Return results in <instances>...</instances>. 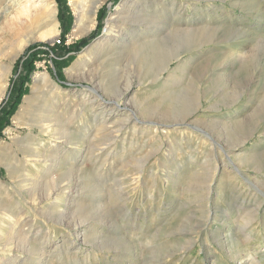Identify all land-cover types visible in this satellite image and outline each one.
<instances>
[{
	"label": "rangeland",
	"instance_id": "rangeland-1",
	"mask_svg": "<svg viewBox=\"0 0 264 264\" xmlns=\"http://www.w3.org/2000/svg\"><path fill=\"white\" fill-rule=\"evenodd\" d=\"M44 1L55 14L37 19ZM137 1H103L89 33L69 39L75 4L86 7V0H65L72 23L64 36L55 0H0V107L18 75L16 60L37 43L47 50L34 61L27 92L0 136V199L14 215L0 227V264H264V0ZM143 6L149 14L164 10L177 29L192 16L193 28L203 31L191 41L169 36L144 59L112 57L100 42L142 33L121 16ZM110 15L115 20L106 28ZM91 32L57 77L49 47ZM172 50L178 58L160 70ZM35 72H46L49 83L17 124ZM48 117L84 134L85 157L72 158L62 147L74 145L41 132L38 122ZM35 148L50 150L51 166L27 161ZM67 160L78 171L58 190ZM22 172L54 186L57 199L32 204L18 186ZM93 185L97 190L87 188ZM16 231L39 255L3 246Z\"/></svg>",
	"mask_w": 264,
	"mask_h": 264
},
{
	"label": "bare ground",
	"instance_id": "bare-ground-1",
	"mask_svg": "<svg viewBox=\"0 0 264 264\" xmlns=\"http://www.w3.org/2000/svg\"><path fill=\"white\" fill-rule=\"evenodd\" d=\"M75 0H70L71 4H74ZM105 0H86V7L83 6L82 3L77 2L75 4V18H74V24H73V28L69 34V39H76L79 37H82L86 34L89 33V31L92 29L95 19H96V12L97 9L99 7V5ZM138 1L135 0V4ZM158 2V1H157ZM160 3V2H159ZM162 3V2H161ZM171 5V4H170ZM192 4H189V6H191ZM38 6V5H37ZM147 6V5H146ZM24 7V6H23ZM26 7V6H25ZM148 7V6H147ZM164 7V6H163ZM158 8V7H157ZM24 9V8H23ZM26 10V9H25ZM153 10H155L153 8ZM129 11V10H128ZM164 10H157L155 11L153 14H149L146 10V7L143 6V8L135 10L133 12H125V14L123 16H121V19L125 22H131V23H136L135 26L138 27V29L143 30L142 33L140 34H132L130 37H127V39L125 38H121L120 36L116 35L114 36L115 39H113L112 44H108L107 41H109V39L107 41L104 42H100L101 46L103 48L108 47L109 51L111 52L112 57L117 56L119 54H127L128 57L131 56H136L138 58L144 59L146 57L149 56L148 51L150 50L151 47L159 45L161 41H163L164 39L168 38L169 36H177L180 37L182 39H185L187 41H191L192 39H194V37L201 33L203 30H197L195 28H193L194 26V20L192 18V16L188 17L186 19V23H187V27L185 29H177L174 28L172 23L167 22L166 16L163 12ZM171 11V10H170ZM23 12V11H22ZM168 12V11H167ZM55 14V7H53L51 4L46 3L45 1L42 2V4H40V6L38 7V13L36 18L39 19L41 17H44L45 15H48L50 18H53ZM118 16V15H117ZM120 16V15H119ZM174 18V17H173ZM176 20H179L180 16L179 13L177 12L176 15ZM174 18V19H175ZM120 19V20H121ZM115 20V17L113 15H110L109 17L106 18V28L110 26V24ZM14 22V21H13ZM22 23V22H20ZM133 25V24H132ZM131 26V25H130ZM175 26V25H174ZM24 27V26H23ZM119 27V26H118ZM160 28V29H159ZM22 29V28H21ZM131 29V28H130ZM159 29V31H158ZM25 30V29H24ZM132 30V29H131ZM162 30V31H160ZM52 33V32H51ZM133 33V32H132ZM12 34V33H11ZM14 36H16L18 34V32L15 30L13 32ZM12 36V35H10ZM43 37V36H42ZM56 37V35L54 34V36L48 37L50 38L49 41H53V39ZM10 40V39H9ZM13 40V39H12ZM111 40V38H110ZM12 44V43H11ZM20 45V44H19ZM22 45V44H21ZM26 46V43L24 44ZM96 47V46H95ZM163 48V47H162ZM21 49V48H20ZM23 49V48H22ZM170 50V49H169ZM175 50V49H174ZM172 50L171 52H169L167 55H164V61L162 59L161 63L158 65V67H160V70L164 71L166 65L168 64V62L171 59H177L178 55H179V51H174ZM155 51V50H154ZM157 52V51H156ZM155 52V53H156ZM102 57V56H101ZM16 58V57H15ZM133 58V57H132ZM14 59V58H13ZM130 60V59H129ZM144 61V60H143ZM153 65V63H152ZM159 70V72H160ZM161 71V73H162ZM47 73L45 72H35V74L33 75V83H32V87H31V91L29 95H26L24 97L23 103L19 109V111L17 112L16 116L14 117V121L15 123L19 124L21 122V120L25 117V114L27 115L28 112L34 108L36 106V103H32L34 101H37L40 98V95L42 94V89L46 86V84L49 83L48 78H47ZM158 76V75H157ZM158 78V77H157ZM1 79V78H0ZM92 80V79H91ZM55 86V85H54ZM57 87V85H56ZM58 88V87H57ZM45 89V88H44ZM53 89V88H52ZM55 89V88H54ZM129 89V87H127L124 91V93ZM47 91V90H46ZM52 91V90H51ZM48 94V93H47ZM55 96V95H54ZM2 97V93H0V98ZM198 97V96H197ZM57 99V98H56ZM91 99V98H90ZM197 99V98H196ZM54 102V101H53ZM93 102V101H92ZM191 103H189L190 105L193 104L192 101H190ZM196 102V101H195ZM234 102V101H233ZM32 103V104H31ZM54 104V103H53ZM118 104L117 102L115 103V105ZM32 105V106H30ZM113 105V104H112ZM56 106V105H55ZM192 106V105H191ZM196 106H199V102L196 103ZM195 106V107H196ZM116 107H118V105H116ZM49 108V107H48ZM59 108V107H58ZM30 109V110H29ZM41 110V109H40ZM91 110V109H90ZM51 111V110H50ZM55 111V110H54ZM115 111V110H113ZM112 111V112H113ZM47 112V111H46ZM51 113V112H50ZM59 113V112H58ZM164 113V111H163ZM56 114V113H55ZM54 114V115H55ZM61 114V113H60ZM94 114V113H93ZM161 114V113H160ZM71 115V114H70ZM62 116V115H61ZM129 116V114H128ZM27 117V116H26ZM62 118V117H61ZM71 118V117H70ZM186 118H191V114L189 113V115ZM63 119V118H62ZM128 118H126L127 120ZM157 119V118H156ZM70 121V120H69ZM73 121V120H72ZM159 122H161L158 119ZM39 125H40V129L41 132H43L44 134H48L50 136H53L54 139H60L62 141V143L67 144V145H71L73 147H62V143L59 144L57 142L54 141V147L57 148L58 146H61L62 148H64V151H69V153L72 154V158L77 159V158H83L85 157V152L82 151L84 143L86 142L87 138L79 133H75V132H71V131H66V129L62 128V125L60 124L59 120L56 118H43L39 120ZM162 123V122H161ZM155 126H160V124L157 123V121L154 123H152ZM165 124V123H164ZM172 124H175L174 122ZM124 125V124H122ZM27 126V125H26ZM64 126V125H63ZM165 127L167 125H164ZM65 127V126H64ZM67 127V126H66ZM154 127V126H153ZM78 129V127H77ZM38 131V130H37ZM34 135V134H33ZM46 141V140H45ZM40 142V141H39ZM42 144V142H41ZM27 145V144H26ZM41 146V145H39ZM44 147V146H43ZM94 147V146H93ZM1 150V147H0ZM55 154V153H54ZM61 155V154H59ZM31 160H27L28 162H32L35 165L39 164L40 162H50L49 166L52 165V160H54V157L50 154V150H47L45 152H41L39 150H37V148L35 149H31L30 155ZM58 157V156H57ZM60 158V156H59ZM69 160L65 161V166H67L66 168H64L65 172L62 175V179L64 178V183L63 186H58V190H62V188H68L65 187L64 185L66 183L69 182L70 177H71V173L73 171H78L77 169H73L71 167V165H69L67 162ZM72 162V161H71ZM74 162V161H73ZM257 162V161H255ZM254 162V163H255ZM42 164V163H41ZM60 164V163H59ZM79 165V164H78ZM10 166V165H9ZM74 166V165H73ZM78 167V166H77ZM76 167V168H77ZM256 169V168H255ZM29 170V169H28ZM79 173V172H78ZM256 173V172H255ZM18 180V186L24 191L26 192L29 196H30V201L32 202V204H35L37 202L42 201L43 199L46 198V200H51L53 198L57 199L56 195L59 192H53L54 190V186L51 188H46V186L48 185L47 182H42L40 181L37 177H33V176H29L26 173H21L17 176ZM73 179V178H72ZM53 181V179H52ZM62 181V180H60ZM67 181V182H65ZM58 183V182H56ZM81 185V184H80ZM38 186H43V192L41 193L42 195H40V197L36 196L35 190ZM84 186V185H83ZM88 189H93L95 191L96 189V185L93 186H89L87 187ZM98 188V187H97ZM97 190V189H96ZM99 191V190H98ZM62 193V192H61ZM53 194H55L53 197ZM44 197V198H43ZM25 204V203H24ZM19 206V205H18ZM30 207V206H29ZM8 205L6 203V200L3 199L2 201V197L0 199V227H4V225L6 223L4 222H10L11 219L13 218V214H11L8 211ZM37 210V209H36ZM52 215V213H50ZM57 216L59 218H61L63 216V214L60 211H56ZM50 219H52L49 216ZM19 219V218H18ZM61 220V219H60ZM73 221V220H72ZM81 222V221H80ZM70 223V222H67ZM79 223V222H78ZM25 226L30 229L31 228V224L29 221H25ZM79 226V225H78ZM14 229V228H13ZM12 229V230H13ZM27 229V230H28ZM25 231L26 233H29L28 231ZM47 230V229H46ZM22 231V230H20ZM42 231V230H41ZM19 232V231H18ZM17 231L15 232L16 235H11L8 236L6 238V242L4 241L3 246H10V247H20L22 249L23 252H29V254L33 255V254H38L37 252H39V250L37 251L36 249H33L31 247H26V244H28V237H22L19 235ZM24 232V233H25ZM78 232V231H77ZM83 233V232H82ZM47 234V232H46ZM79 234V233H78ZM7 235V233H6ZM83 235V234H82ZM5 239L3 237L2 234H0V240L1 239ZM93 240L96 239L97 237H91ZM231 238V237H230ZM219 239V238H218ZM232 239V238H231ZM97 240V239H96ZM118 240V239H117ZM222 240V239H221ZM226 240V239H225ZM83 241L87 242L88 240L85 239V236H83ZM221 242V241H219ZM223 242V241H222ZM226 242V241H225ZM32 244V243H31ZM225 244V243H224ZM33 245V244H32ZM229 245V244H228ZM227 245V247H228ZM231 245V244H230ZM229 245V246H230ZM35 248V246H33ZM6 248V247H5ZM231 250V249H230ZM7 251V250H6ZM256 251V250H255ZM13 252V251H12ZM4 253V252H3ZM41 253V252H40ZM228 253V252H227ZM236 253V252H235ZM243 253V252H242ZM6 254V253H5ZM9 254V253H8ZM28 254V253H27ZM246 254V253H245ZM39 255V254H38ZM235 255V254H233ZM238 255V254H237ZM242 255V254H241ZM14 255L10 256L8 261L9 263L13 262L14 263ZM236 256V255H235ZM240 256V255H238ZM243 256V255H242ZM241 256V257H242ZM246 256V255H245ZM251 256V255H249ZM252 258V257H251ZM250 258V260H251ZM26 259V258H25ZM246 259V260H245ZM244 259V261L246 262L247 260H249L248 257H246ZM21 260V259H20ZM27 260V259H26ZM243 261V259H241ZM253 260V259H252ZM5 261V260H3ZM24 264V261H23ZM239 264H242L241 262ZM245 264V263H244Z\"/></svg>",
	"mask_w": 264,
	"mask_h": 264
},
{
	"label": "trees",
	"instance_id": "trees-1",
	"mask_svg": "<svg viewBox=\"0 0 264 264\" xmlns=\"http://www.w3.org/2000/svg\"><path fill=\"white\" fill-rule=\"evenodd\" d=\"M58 5V19L61 21V36L68 31L72 23L71 14L68 11L65 0H55ZM99 17L102 18L104 14V9L99 11ZM97 33V32H95ZM96 34L91 32L88 37L81 38L79 41L72 43L70 45L58 44L54 47H49V51L56 60L53 61L55 65L57 77L60 78L62 68L66 67L71 61L72 56L78 52L89 40ZM61 42V39H60ZM43 44L37 43L26 49V51L21 55L15 62V68H18V75L16 76L7 100L0 107V136L2 134L3 128L9 124V119L11 115L15 112L18 103L23 94L27 92V86L25 85L31 76V72L34 70V61L41 53L46 54L47 50H40L37 47Z\"/></svg>",
	"mask_w": 264,
	"mask_h": 264
}]
</instances>
